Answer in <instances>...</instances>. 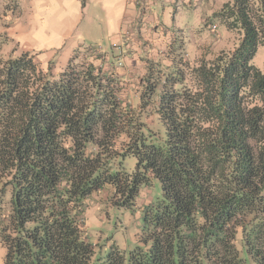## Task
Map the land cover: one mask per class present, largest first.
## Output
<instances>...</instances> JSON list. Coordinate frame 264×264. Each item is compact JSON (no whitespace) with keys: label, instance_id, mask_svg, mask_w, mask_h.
Listing matches in <instances>:
<instances>
[{"label":"trees","instance_id":"trees-1","mask_svg":"<svg viewBox=\"0 0 264 264\" xmlns=\"http://www.w3.org/2000/svg\"><path fill=\"white\" fill-rule=\"evenodd\" d=\"M215 17L241 34L233 52L172 75L152 63L140 79V110L155 109L164 138L122 101L107 65L120 51L80 47L65 65L17 48L0 58L4 264H264V71L252 65L264 0H233ZM152 180L161 195L134 249L103 256L90 199L111 190L131 209Z\"/></svg>","mask_w":264,"mask_h":264},{"label":"crops","instance_id":"crops-1","mask_svg":"<svg viewBox=\"0 0 264 264\" xmlns=\"http://www.w3.org/2000/svg\"><path fill=\"white\" fill-rule=\"evenodd\" d=\"M181 5L199 7L190 0H0V44L8 54L16 48L42 53L59 65L88 45L120 51L118 63L109 58L107 65L115 62L112 72L126 96H139L147 66L174 58L169 27Z\"/></svg>","mask_w":264,"mask_h":264},{"label":"rangeland","instance_id":"rangeland-1","mask_svg":"<svg viewBox=\"0 0 264 264\" xmlns=\"http://www.w3.org/2000/svg\"><path fill=\"white\" fill-rule=\"evenodd\" d=\"M232 1L190 0L191 5L199 6L198 10L193 6L181 5L182 9L177 14L173 27H169L173 38L176 40L177 50H173V60L162 63L159 71L163 74L172 75L174 69L183 70L185 65L192 68L202 59L212 60L222 52H233L241 42V34L228 30L215 17V14L225 4ZM213 26L217 27V32H212ZM7 55V50H3L0 46V58L6 59L7 57L4 56ZM170 58L167 57V60ZM171 63H173L172 66H170ZM252 65L264 71V46L259 48ZM174 66L175 68H173ZM186 73L188 72L186 71ZM186 76L188 77V74ZM121 99L124 103H128L135 113L142 116H140L142 121L151 125L154 124L155 131L160 133L161 138H164L165 130L156 116L155 109L149 108L148 112H141L140 95L136 96L135 93H132L130 96H121ZM122 164L126 172L131 174L135 171L137 160L129 157ZM160 195L161 186L159 182L152 180L148 185L141 188L131 209L121 208L120 204L124 201L123 198L118 195L113 196L111 190H103L100 191V194L92 196L88 203L86 218L90 241L97 245L95 249L100 252V249H98L100 247L103 256L108 254L113 244H116L124 253L133 250L137 233L142 226V211L150 203L156 202ZM1 248L0 264H4V251Z\"/></svg>","mask_w":264,"mask_h":264},{"label":"built area","instance_id":"built-area-1","mask_svg":"<svg viewBox=\"0 0 264 264\" xmlns=\"http://www.w3.org/2000/svg\"><path fill=\"white\" fill-rule=\"evenodd\" d=\"M217 30H218V29H217L216 26H213V27H212V32H217ZM120 65H121V64H120Z\"/></svg>","mask_w":264,"mask_h":264}]
</instances>
